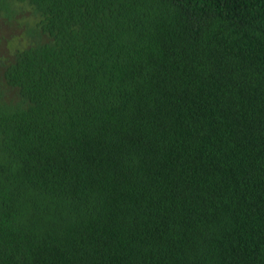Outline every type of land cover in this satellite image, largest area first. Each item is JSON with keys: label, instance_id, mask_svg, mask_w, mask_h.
I'll use <instances>...</instances> for the list:
<instances>
[{"label": "trees", "instance_id": "1", "mask_svg": "<svg viewBox=\"0 0 264 264\" xmlns=\"http://www.w3.org/2000/svg\"><path fill=\"white\" fill-rule=\"evenodd\" d=\"M0 18V264H264V0Z\"/></svg>", "mask_w": 264, "mask_h": 264}, {"label": "rangeland", "instance_id": "2", "mask_svg": "<svg viewBox=\"0 0 264 264\" xmlns=\"http://www.w3.org/2000/svg\"><path fill=\"white\" fill-rule=\"evenodd\" d=\"M30 13L27 11L25 15H29ZM22 22L21 20H13L8 25V22L6 23L2 18H0V48L5 53L8 52V41L9 39H14V37H20L23 34L24 31V24H20L18 22ZM17 41H12V45H16ZM18 45V44H17ZM21 45V43H20Z\"/></svg>", "mask_w": 264, "mask_h": 264}]
</instances>
